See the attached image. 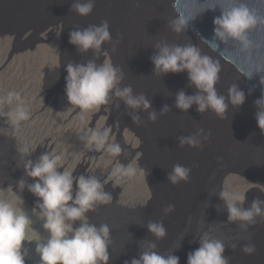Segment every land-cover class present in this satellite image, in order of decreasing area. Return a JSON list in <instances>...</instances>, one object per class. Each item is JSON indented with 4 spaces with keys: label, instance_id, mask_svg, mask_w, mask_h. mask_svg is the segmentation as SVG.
<instances>
[{
    "label": "rangeland",
    "instance_id": "1",
    "mask_svg": "<svg viewBox=\"0 0 264 264\" xmlns=\"http://www.w3.org/2000/svg\"><path fill=\"white\" fill-rule=\"evenodd\" d=\"M77 2L78 0H0V113L4 114L0 115V135H6L5 129L15 135L19 144H17V152L21 156L33 153L35 149H41L44 154L60 156L59 165L65 167L64 171L71 172L73 168L78 167L75 170L78 175L74 178L82 176L81 173L97 178L103 184V190L111 195L110 203L103 204L104 216L110 214L106 210L112 208V205H118L127 211H136L128 213L131 222L126 223L125 219L126 230H131L127 228L131 223L133 224L131 228L134 231L128 232L131 235L129 239L121 247L116 245L115 241L108 242V264H131L132 260L138 259L151 244L155 245L153 250L163 256L169 254L170 249L176 245L175 241L188 240V244L193 245L194 233L190 235L189 232L186 234L182 232L187 227L188 217L197 212V207L191 201V205L186 202L187 208H185L184 202L188 200L187 196L183 197V194L182 199L178 196L183 191L187 192L186 184H189L190 180H193L192 184L194 183L193 191L190 193L192 196L194 191L198 192L196 189L198 183L203 181L208 185L217 170L232 168L233 173H229L223 184V194H226L224 198L227 204L235 192H244L245 200L242 204L244 209L250 208L253 200L264 201V131L257 126L255 117L258 109L247 97L241 106L231 104L229 89L233 86L230 85L231 77L224 71L225 69L220 66L224 70L220 69L215 85L218 95L224 96L227 104L222 116L211 109L201 113L197 111L195 104L186 112L176 107L174 91L176 92L178 87H183L184 93L188 96L203 94L191 84L187 72L166 74L168 81L163 86L158 82L160 76L166 75L158 74L152 63V57L159 52L157 45L184 47L188 46V40L191 39L186 32L174 31L171 25L173 12L170 1L93 0L94 6L88 16H80L73 9V5ZM163 6L168 11L169 18L162 10ZM113 13H118L117 20L114 17L117 14L113 16ZM131 19L138 21V27L144 25L146 29L142 30L143 32H136L137 36L131 35L127 27L129 22L133 25ZM85 22L97 26L106 22L109 33L113 34L117 29H113L112 26L118 24L119 31L115 39L118 44L104 42L101 45L103 48L98 51L91 49L86 52L79 51L69 42V34L75 30H82L81 25ZM110 37L113 36L110 34ZM146 40L152 42L150 45L152 48L147 51L141 47ZM110 44L114 46L113 51L118 55L108 50ZM61 53L62 58H60ZM101 58H103L102 65L111 63L122 74L123 78L117 85L118 88H131L134 85L136 91L132 89L133 96L140 89L138 82L139 77L143 79V71L145 73L150 71L147 76L148 81L153 83V88L157 87L160 92L162 91L156 99L161 97L162 100V93L165 89L168 90L169 107L170 103L173 106L171 111L168 108L169 112H166L165 125L174 134L172 153H169L170 145L162 143L163 135L160 136L161 142H157L156 134L151 137L152 135L147 133V128L149 133L150 128L146 126L145 119L138 117L139 121L134 122L132 108L115 95V89L110 92L108 103L91 110H81L69 104L65 93L67 65L87 64L89 61L97 63ZM127 68L139 77L127 73ZM9 92L18 93L19 99L14 96L9 102ZM154 93L156 94V91ZM140 95L144 93L141 91L138 96ZM145 98H147L146 94ZM18 106L24 107L29 116L27 120L20 121L19 126L16 127L12 125L6 114L14 112ZM164 108L165 106L163 111ZM142 111L145 112L143 107ZM162 115L164 113L160 116ZM143 116L146 118L145 114ZM180 116L183 117L181 121L184 124L180 122ZM114 124L122 132L121 136L116 137L118 131L112 129ZM103 125L108 126L105 130L108 131L109 136L104 147L97 149L94 143L88 144V139L92 130L100 131ZM121 125L124 126L123 129ZM188 137H194L198 144L181 145V139ZM247 142L253 147L244 150L242 145L239 147L240 153L234 154L238 146ZM109 144L120 145L122 151L119 156H112L107 151ZM122 154L125 157L118 163L117 160ZM131 154L133 156L130 159ZM220 155H223L226 164L223 161L219 163ZM181 162L183 167L189 169V173L187 180H179L175 183L176 193L170 188L172 182L169 176L173 173L174 166L181 165ZM202 163H204L203 170H200ZM17 164L18 162L14 161V166ZM146 164H150L157 171L155 180L158 194L156 193V198L150 204L148 202L151 201V193L145 182L144 170L139 168L140 165L144 167ZM117 165L125 168L134 166L135 174L118 175L110 179ZM17 172L22 173L19 169ZM2 173L4 174L3 164L0 162V174ZM32 182H39L38 178L33 179ZM167 191L168 193L165 194ZM170 196L173 197V201L169 203ZM0 200H7L14 208L21 209L29 217L31 223L21 248L24 264H41L37 245L47 243L50 237V233L44 228L45 218L41 212L38 214L34 211L35 207L29 201L23 199L18 188L1 177ZM142 208L147 209L140 212ZM200 213H202L201 208ZM90 220L85 217V221L92 224ZM85 221L77 220L70 223H77L79 227L78 223ZM263 222L264 215H260L255 217L254 223L227 221L222 225L228 231L245 235ZM150 223L162 224L166 231L165 236L157 238L152 234L148 230ZM119 224L120 221L117 222V225ZM108 228L109 235L112 234L110 236L115 240V237L120 235V230L110 226ZM68 235L70 236L71 233ZM257 239L253 243L254 246L257 245V250L261 251L260 248H264V236L258 241ZM254 260L256 259L252 257L249 261L241 259L244 261L243 264H252Z\"/></svg>",
    "mask_w": 264,
    "mask_h": 264
},
{
    "label": "clouds",
    "instance_id": "2",
    "mask_svg": "<svg viewBox=\"0 0 264 264\" xmlns=\"http://www.w3.org/2000/svg\"><path fill=\"white\" fill-rule=\"evenodd\" d=\"M93 6V0H83V2L78 0L73 5V9L80 16H88ZM187 23V19L178 18L173 24L174 31L181 32ZM213 24L216 39L221 42L230 39L238 42L242 49H248L252 44L249 33L258 25L264 26V16L258 15L242 0H228V6L222 8L220 15L214 18ZM110 38L106 22L100 26H90L69 34V42L81 52L90 49L99 50L101 45ZM157 47L159 52L152 57L155 71L163 74L187 72L191 84L198 89L199 93H203L188 96L183 91L179 92L176 96V107L186 112L195 104L197 111L201 113L211 109L222 116L227 104L224 96L218 95L215 89L220 72L219 64L208 56L202 55L194 46L170 47L165 44L157 45ZM66 72L67 100L69 104L81 110H91L108 103L109 94L114 89L115 95L132 109L142 106L144 110H148L151 106L143 95L133 96L130 87L123 89L117 87L123 77L111 63L99 66L94 61H89L87 64L69 63ZM259 73H264V62L255 65V71H249L247 76L251 79L254 74ZM260 84L264 85V76H261ZM14 96L19 99L18 93H8L9 102ZM229 98L234 106H241L245 102L244 93L235 86L229 89ZM255 106L258 109L255 117L257 126L264 131V94L255 101ZM167 111L165 107L164 112ZM0 115L4 114L0 113ZM6 115L16 127L19 126L20 121L27 120L29 116L22 106H18L14 112ZM149 118L155 120V112L150 113ZM133 120L138 122L139 118L133 116ZM108 136L107 130L102 133L99 130H92L88 144L94 143L97 149L103 148ZM6 140L7 138L0 136V162L3 164L4 171L0 177L18 188L25 201L29 199L24 192L39 198L38 207L29 202L35 207L36 213L41 212L45 218L44 228L50 233L47 243L37 245L41 264H108V226L101 225L98 228L85 221V217L88 218L87 212L94 210L96 204H107L111 201V195L103 190V184L95 177L74 178L70 172L58 171L60 156L45 153L37 161L34 158L21 156L10 150L9 140ZM184 143L195 146L198 141L194 137L182 138L181 145ZM107 151L112 156H119L122 149L119 144H109ZM14 161L18 162L16 166ZM18 169L25 172L23 177L25 180L18 176ZM135 171L134 166L125 168L117 165L109 178L118 175L131 176L135 174ZM188 173L189 169L177 164L169 179L175 184L179 180H187ZM35 178H38L39 182L33 183ZM74 180L77 189L75 193H73ZM30 181L31 185H29ZM225 195L222 194V198ZM244 200V192H235L231 196L227 204L230 222L254 223L255 217L264 215V208H262L264 201L253 200L251 207L244 209L242 207ZM77 220L85 222L78 223L79 227L77 223H70ZM30 223L29 217L21 209L14 208L7 200H0V264H24L21 248ZM148 230L157 238H163L166 234L163 225L158 223H150ZM69 233H71L70 236ZM154 248V244L149 245L148 249L143 251L138 259H133L131 264H179L177 256L160 255L153 250ZM243 251L250 255L255 251V247L248 245ZM223 252L222 242L204 235L200 246L188 254L187 264H228Z\"/></svg>",
    "mask_w": 264,
    "mask_h": 264
},
{
    "label": "water",
    "instance_id": "3",
    "mask_svg": "<svg viewBox=\"0 0 264 264\" xmlns=\"http://www.w3.org/2000/svg\"><path fill=\"white\" fill-rule=\"evenodd\" d=\"M169 1L175 20L180 17L188 20L184 30L194 36L201 46L209 53L217 57L228 68L229 74L232 75L247 92L256 96L257 100L260 99L262 94H264V85L260 84V78L264 76V73L254 74L251 79L248 78L247 73L249 71L254 72L255 65L264 62V26L258 25L249 33V39L252 42L251 47L242 49L238 42L230 39L226 42H221L214 36L213 20L220 15L222 8L228 6V0H175V7L174 0ZM242 2L246 3L248 7L254 10L258 15L264 16V0H242ZM62 56L61 53L60 58H62ZM102 60L103 58L98 60L96 64L98 66L102 65ZM172 106L173 104L170 105L169 111H171ZM123 128L124 126L121 127V129ZM161 132L164 139L162 143H164V145L169 144V153H172V148L174 147L173 131L163 124ZM132 154H134V151ZM132 154L130 159L133 156ZM182 163L183 162H181V166ZM172 164H174V161ZM203 164L204 163L201 164L200 170H203ZM139 168L144 170L145 182L151 193V201L148 202V204H150L156 198V193L158 194L157 182L155 180L157 171L156 169L154 170V167L150 164H146L144 167L140 165ZM232 170V168L221 171L217 170L212 182L208 185L203 181L198 183L196 187L198 192L194 191L192 196L190 193L194 188V183H191L193 180H190L189 184H186L185 181V184L188 186V189H186L187 192L183 191L180 195L178 194V196L180 199L187 196L188 200L184 203L188 202L191 205L192 201V203L196 204L197 212L188 217L187 227L182 232V234L189 232L190 235L194 233L195 237L192 239L193 245L188 244V240L182 242L175 241L176 245L169 251L168 255H175L179 258V264H187L188 254L200 246L201 238L204 235H208L209 238L222 242L224 246L223 256L228 261V264H243L244 261L240 262L241 259L249 261L251 257L256 259L252 261V264H264V248H260L261 251L257 250L256 246H254L255 243H253L257 238L260 239L261 236H264V222L259 223L256 229L245 235L240 233L235 234L232 230L228 231L224 228V225H222L223 222L229 221L227 202L225 198H222L223 184L229 173H233ZM175 185L174 183H170V188L173 189L174 192H176ZM166 193H168V191L165 192V194ZM169 199V203L173 201L172 196H170ZM169 206L171 207V204H169ZM185 208H187V203ZM200 208L202 209V213H200ZM111 209L126 214V223L128 221L131 222L128 213L135 211H127L118 205H112V208L107 210ZM145 209L147 208H142L140 212H143ZM135 224L138 223L135 222ZM132 226L133 224L131 223L127 228L131 230H126V226L120 229V235L115 237L114 240L116 245L118 244L121 247L124 242L129 239L131 235L128 232L134 231L131 228ZM248 245L255 247V251L250 255L243 251L244 247ZM133 247L136 246L133 245ZM168 255L166 253L165 256Z\"/></svg>",
    "mask_w": 264,
    "mask_h": 264
},
{
    "label": "bare ground",
    "instance_id": "4",
    "mask_svg": "<svg viewBox=\"0 0 264 264\" xmlns=\"http://www.w3.org/2000/svg\"><path fill=\"white\" fill-rule=\"evenodd\" d=\"M161 2H166L167 0H160ZM114 9V8H113ZM117 10V9H116ZM162 10L165 12V14L167 15V18H169V13H168V11H166L165 10V8H164V6H163V8H162ZM116 12H118V11H116ZM114 14L116 15L117 14V16H114ZM172 14V13H171ZM113 16L115 17V19L117 20V18H118V13H113ZM152 16V15H151ZM117 17V18H116ZM166 18V17H165ZM172 19H173V22H172V26H173V24H174V21H176L175 20V16L172 14V17H171ZM127 21H128V19H127ZM131 21L133 22V25H130V22L128 23V25H127V27H128V29L130 30V32H131V35H136L137 36V34H136V32H138V31H141V32H143L142 30H144V29H146V26H144V25H142L141 27H138L137 26V24H138V21L137 20H132L131 19ZM89 22V21H88ZM169 22V24H170V21H168ZM115 23V22H114ZM167 25V24H166ZM90 26H97V25H94V24H92V23H87V22H85L84 24H82L81 25V27H83V29L82 30H84V29H87V28H89ZM1 28V27H0ZM112 28L114 29V28H116L117 29V32L116 33H110L113 37L111 38L112 39V41H106L107 43H113V44H118V42L117 41H115V39L117 38V35H118V31H119V29H118V24H113V26H112ZM108 31H109V29H108ZM110 31H111V28H110ZM113 32H115V31H113ZM181 32H186V31H184V30H182ZM133 33H135V34H133ZM189 36H191V39H189L188 40V46H196L200 51H201V53H203V54H205V55H207L209 58H211L214 62H216V63H218L219 64V66H222L223 68H221L220 67V69H222V70H224V71H226L228 74H229V70H228V68L217 58V57H215L214 55H212L211 53H209L203 46H201V44L196 40V38H194V36H192V35H190L188 32H186ZM134 43V42H133ZM134 44H136V43H134ZM138 44V43H137ZM150 45H152V42L150 41V40H146L145 42H143L142 44H141V47L144 49V50H146L147 51V49L149 50L150 49ZM117 46V45H116ZM173 46V45H172ZM101 48H103V46H101ZM152 48V47H151ZM108 50L109 51H111V52H113L114 53V46L112 45V44H110V46H108ZM115 55H118L117 53H114ZM155 56V55H154ZM130 60V59H129ZM134 61V60H133ZM147 61V60H146ZM145 62V61H144ZM143 62V63H144ZM141 65H143V64H141ZM127 66V65H126ZM128 67V66H127ZM129 68V67H128ZM127 68V73H132L133 75H135L136 73H133V72H131V69H128ZM148 69L150 70V68H149V66H148ZM145 71H146V69H144ZM125 71V70H124ZM141 71H142V69H141ZM150 73V71L148 72V73H145L144 71H143V79H141L138 75H135L136 77H139V90H137L138 91V93H135L136 95L135 96H138V94H139V92H143L144 93V97H145V94L147 95V100L149 101V103H150V108L148 109V110H145V112H143L142 111V106L140 107V108H138V109H132V113H133V116H136V117H139V118H141V119H145L146 120V123H145V121H143L145 124H146V126L148 125V127L150 128V133H149V131H148V128H147V133L149 134V135H152L151 137H153V136H155V134H156V136H155V140L157 141V142H161L160 141V136L162 137V132H161V127H162V125L163 124H165V122H166V119H167V114H166V112H164L163 111V106H165V107H167V109L169 108V103H168V99H167V94H168V90H164V92L162 93V96H163V99L161 100V97L159 98V99H156V98H158V94H160L161 92L157 89V87L156 88H153L152 87V84L150 83V81H148L149 79L147 78V76H148V74ZM159 74V73H158ZM166 75V74H165ZM230 75V74H229ZM129 76V75H128ZM166 77H167V75L166 76H160V78H158V82L160 83V86H163V85H165V84H167V79H166ZM230 77H231V82H230V85H232V86H235V87H237L240 91L242 90V92L243 93H245L244 95H245V97H247V98H249V99H251L254 103H255V101L257 100V97L256 96H254V95H252L251 93H249V92H247L243 87H242V85L232 76V75H230ZM138 80V79H137ZM157 81V80H156ZM125 83V82H124ZM133 84V83H132ZM132 86V85H131ZM136 86V85H135ZM157 86V85H156ZM137 87V86H136ZM164 88V87H163ZM168 88V87H167ZM131 89H133V91H136L135 90V87H134V85L131 87ZM154 89H155V91H156V94L154 93L155 91H154ZM157 90H158V92H157ZM181 91H183L184 92V89H183V87H181V88H179L178 87V89H177V91L175 92L174 91V93H175V96H177V94L179 93V92H181ZM155 94V95H154ZM156 96V97H155ZM162 104H163V106H162ZM170 105H171V103H170ZM160 107L162 108V109H160ZM193 108V107H192ZM158 109H160V110H158ZM159 111V112H158ZM194 111V110H193ZM152 112H155V114H156V119L155 120H151L149 117H150V113H152ZM164 113V115H162V117L160 116L161 114H163ZM145 114V117L146 118H144V115ZM166 114V115H165ZM184 115V114H183ZM196 115V114H195ZM162 118V120L160 119V118ZM180 118V122H182L181 120H182V116H180L179 117ZM183 124H184V122H182ZM150 124H151V127H150ZM154 126V127H153ZM181 126H182V124H181ZM181 130V129H180ZM163 139V138H162ZM242 145H243V148H244V150L245 149H250L251 147H253L252 146V144L250 143V142H247V143H243V144H241L240 146H238L236 149H237V151H235L234 152V154L235 153H237V152H239V147H242ZM240 153V152H239ZM224 157H223V155H220L219 156V163H221L222 161L224 162V164H226L225 163V161H224V159H223ZM19 166H20V163H19ZM11 171L13 172V168L11 169ZM17 174H18V176L20 177V179H23V177L25 176V172L24 171H22V173H20V172H17ZM23 180H25V178L23 179ZM258 180V179H257ZM260 180V179H259ZM258 180V181H259ZM264 181V180H263ZM260 183V182H259ZM264 183V182H263ZM29 185H31V181H30V183H29ZM164 185V184H163ZM166 186V185H165ZM103 207V204H96L95 205V208H94V210H92V211H89V212H87V217L89 218V219H91L90 221L92 222V224L93 225H95L96 227H100L101 225H107L108 227L110 226L111 228L112 227H114L113 229H116V230H120L121 228H125V219H126V214H124V213H122V212H120V211H115V210H106V211H108V212H110V214L109 215H111V216H104V214H103V211H102V208ZM107 207V206H106ZM101 214V215H100ZM118 221H120V224L119 225H117V222ZM120 228V229H117V228ZM110 233V232H109ZM110 235H112V234H110ZM109 235V237H108V242H113L114 241V239H113V237L112 236H110ZM116 236V235H115ZM114 236V237H115ZM257 246V245H256ZM241 261V260H240Z\"/></svg>",
    "mask_w": 264,
    "mask_h": 264
},
{
    "label": "flooded vegetation",
    "instance_id": "5",
    "mask_svg": "<svg viewBox=\"0 0 264 264\" xmlns=\"http://www.w3.org/2000/svg\"><path fill=\"white\" fill-rule=\"evenodd\" d=\"M1 127L3 128V126L1 125ZM108 127V126H107ZM107 127L105 126V125H103V129L102 130H100V132L102 133V132H104L105 131V129H107ZM119 127V126H118ZM4 129V128H3ZM112 129L113 130H117L118 131V133H116V137L117 136H121L120 134L122 133V132H120V130L119 129H117V126L114 124L113 126H112ZM6 131L4 132V134L6 133V135H0L1 137L3 136V137H5V138H7V140H9V145H10V150H12V151H14V152H17V142H16V136L15 135H13L10 131H8L7 129H5ZM125 132H123V134H124ZM111 134V133H110ZM111 136V135H110ZM6 140V141H7ZM19 145V144H18ZM18 153V152H17ZM44 154V151H42L41 149H35V151L33 152V153H29V154H27V155H25L26 157H28V158H35L36 159V161L40 158V156L41 155H43ZM36 155H38L39 157H37ZM123 157H125V155L124 154H122V156H120V158L117 160V162L118 163H120L121 162V160H122V158ZM64 168L65 167H63L62 165L60 166H58V171H60V172H64ZM78 167H75V168H73L72 170H71V175L74 177V176H77L78 175V173L75 171L76 169H77ZM68 172V171H67ZM80 175H82V176H85L86 178L88 177V176H86V174H84V173H81ZM36 179V178H35ZM8 182V181H7ZM77 189H76V182H75V180H74V183H73V192H75ZM115 193H116V191H115ZM24 194L27 196V198L29 199V201L31 202V203H33L36 207H38V203L40 202L39 201V198L37 197V196H35V195H29L28 193H26V192H24ZM117 194V193H116ZM116 194H114V196H116Z\"/></svg>",
    "mask_w": 264,
    "mask_h": 264
}]
</instances>
